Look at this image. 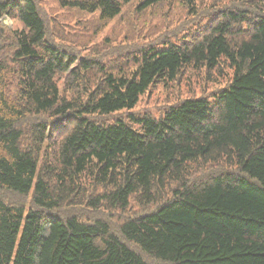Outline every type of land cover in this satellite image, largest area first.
Listing matches in <instances>:
<instances>
[{"label":"trees","instance_id":"obj_1","mask_svg":"<svg viewBox=\"0 0 264 264\" xmlns=\"http://www.w3.org/2000/svg\"><path fill=\"white\" fill-rule=\"evenodd\" d=\"M132 0H61V6L117 17ZM166 0H141L145 11ZM196 0H183L192 6ZM223 10L197 39L149 48L129 73H107L84 101L60 95L55 78L103 70L46 38L35 0H0V18L17 20L9 57L0 58V192L31 194L32 208L0 199V264H264V0ZM0 28V36H2ZM3 41L0 37V42ZM232 71L227 88L210 99L189 98L159 118L134 117L139 98L155 83L174 82L185 67ZM19 77L9 92L11 76ZM18 79V78H17ZM130 114L110 124L92 116ZM66 120L55 164L39 168L50 136L46 122ZM29 135V143L24 139ZM223 164L233 171L190 182L192 164ZM88 178L104 191L87 196ZM169 191V192H168ZM164 192L165 195L164 196ZM168 192V193H167ZM154 211L119 224L60 218L65 207L125 211L132 196Z\"/></svg>","mask_w":264,"mask_h":264},{"label":"rangeland","instance_id":"obj_2","mask_svg":"<svg viewBox=\"0 0 264 264\" xmlns=\"http://www.w3.org/2000/svg\"><path fill=\"white\" fill-rule=\"evenodd\" d=\"M73 1V0H67ZM86 1V0H79ZM91 1V0H88ZM39 14L45 22L46 38L61 50L76 56L80 60L97 62L103 70L81 72L80 75H61L55 78L60 95L68 100L84 101L87 92L94 90L103 83L105 74L129 73L134 68L135 58L149 48H161L166 44H183L201 36L206 27L223 10L248 9L249 15L256 17L260 0H196L192 6H187L183 0H166L145 11H138L141 0H132L122 7L121 13L112 20L102 21L99 13H86L72 7L61 6V0H35ZM3 41L0 42V58L9 57L13 49L12 35L19 32L23 26L8 16L0 18ZM8 60V59H7ZM232 71L225 61L214 69L191 66L182 69L180 76L174 82L155 83L139 98L131 111L134 117L151 116L159 118L170 106L179 104L185 99L204 97L207 99L228 87ZM9 85V92L15 93L19 77L14 73ZM18 78V79H17ZM130 114L122 111L110 116H92L90 119L100 124H110L117 119H125ZM46 122L50 136L42 146L39 168L44 164H55L56 145L67 131L66 120L51 119L47 115L27 117L21 126L25 132L29 127ZM29 135L24 139L29 143ZM190 182L201 181L206 177L234 170L223 164H192ZM84 190L87 196H97L103 193L101 187H96L93 181L84 180ZM169 192V191H168ZM167 192V193H168ZM164 196L165 192H164ZM0 199L8 204L22 205L27 211L32 208L31 194L19 196L1 191ZM163 203V202H162ZM162 203L143 206L138 196H132L125 211L88 209L85 206L65 207L53 212L54 216L67 218L76 216L84 223L103 221L108 224L111 232L118 233L119 224L154 211ZM148 264H166L152 258L144 257Z\"/></svg>","mask_w":264,"mask_h":264}]
</instances>
